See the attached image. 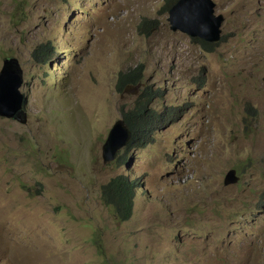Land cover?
I'll return each mask as SVG.
<instances>
[{
  "label": "rangeland",
  "instance_id": "obj_1",
  "mask_svg": "<svg viewBox=\"0 0 264 264\" xmlns=\"http://www.w3.org/2000/svg\"><path fill=\"white\" fill-rule=\"evenodd\" d=\"M211 1L206 51L165 0H0V72L18 60L26 115L0 118V264H264V0ZM145 91L150 139L104 163ZM120 173L139 182L126 222L102 200Z\"/></svg>",
  "mask_w": 264,
  "mask_h": 264
},
{
  "label": "water",
  "instance_id": "obj_2",
  "mask_svg": "<svg viewBox=\"0 0 264 264\" xmlns=\"http://www.w3.org/2000/svg\"><path fill=\"white\" fill-rule=\"evenodd\" d=\"M211 0H178L168 11V21L173 31L180 30L192 38L215 44L221 38L223 17L215 15ZM23 70L14 57L5 58L0 72V118L26 122L23 111L25 96L21 92ZM133 138V132L119 120L111 130L103 147L104 163L113 161L116 154ZM239 181L236 170H230L224 179L225 185Z\"/></svg>",
  "mask_w": 264,
  "mask_h": 264
},
{
  "label": "trees",
  "instance_id": "obj_3",
  "mask_svg": "<svg viewBox=\"0 0 264 264\" xmlns=\"http://www.w3.org/2000/svg\"><path fill=\"white\" fill-rule=\"evenodd\" d=\"M177 1L178 0H165L164 7L166 11L168 12ZM149 23L150 21L148 20L143 21L141 24V30L147 27ZM196 41L206 51H211L217 44H210L199 39H196ZM47 48L48 47L46 45H41L33 54L40 64H42L46 58H49ZM142 76V67H138L137 69L129 72H121L117 81L118 90L123 91V88L129 84L133 86L139 84L142 80ZM151 95V93L149 94L145 91L143 96L138 97L134 108L123 115L125 122L133 132V141L139 142L140 139H143V141L146 142L149 140L151 137L150 133L154 129L156 123H158V117L155 113L150 111L149 108L150 102L148 100L153 99L150 98ZM131 145L132 144L129 143L128 146ZM118 156H120V154H118ZM124 164L125 162L119 163L120 166H124ZM138 186V181L133 180L128 175L122 173L112 177L103 185L102 200L107 208L111 210V213L116 220L126 222L132 217L134 210L135 189H137Z\"/></svg>",
  "mask_w": 264,
  "mask_h": 264
}]
</instances>
